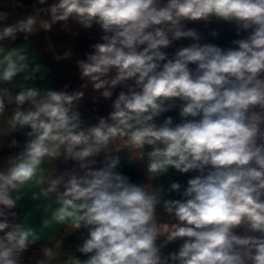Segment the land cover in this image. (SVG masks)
<instances>
[{"label":"clouds","instance_id":"obj_1","mask_svg":"<svg viewBox=\"0 0 264 264\" xmlns=\"http://www.w3.org/2000/svg\"><path fill=\"white\" fill-rule=\"evenodd\" d=\"M212 24L234 29L231 46L190 26ZM61 33L71 90L37 84V38ZM89 100L110 110L87 119ZM5 148L0 264H264V0H0ZM173 171L194 175L165 187Z\"/></svg>","mask_w":264,"mask_h":264},{"label":"crops","instance_id":"obj_2","mask_svg":"<svg viewBox=\"0 0 264 264\" xmlns=\"http://www.w3.org/2000/svg\"><path fill=\"white\" fill-rule=\"evenodd\" d=\"M29 0H25V3H28ZM191 27H197L200 31H202L207 38L208 42L216 43L218 46L221 47H229L231 46V41L236 37L234 29L226 24H212L205 28L203 25H190ZM212 30H216L220 33L218 38H212L208 33ZM100 32L98 28H93L87 34L81 35L78 39L75 40V52L78 58H83L84 54L90 51V45L92 43L98 42ZM38 43L36 45L37 50L41 53L40 61L47 65L50 69L45 81L37 82L38 86L41 87H51L54 90H59L63 87L65 83H68L71 86L78 79V70L69 62L67 61H56L53 59L52 55L53 52H58L62 46V43H66L68 41V37L66 34L61 33L59 36H52L51 39L45 37L44 34H41L38 38ZM189 41H178L174 45L173 48L169 49V53L173 52L176 47L181 45H187ZM119 89H117V92ZM111 101H96L95 103L89 100L82 108V113L85 118L87 119H94L100 115H106L107 112L110 110L109 105ZM165 115H172L175 120L178 121L179 117L176 111L171 113H166ZM163 119V117L161 118ZM15 138L20 141L21 143L25 139L22 133L14 134ZM10 139V138H9ZM18 149L9 150L5 148L4 150L0 151V158L6 157L11 152L17 151ZM124 174L128 175L133 182H140L143 179L142 169L139 168L137 165H129L127 163L126 158L122 161V167L119 169ZM194 175V173L189 174H179L170 172L169 177L165 181V187H167L168 183L170 182H180L182 185L187 184V180ZM174 198H178L175 197ZM23 205L22 207L18 208V212L22 216L25 211H27L31 205L27 204L26 202H21ZM81 240L79 239V233L75 235H71L67 237L64 241L65 248L74 249ZM178 245L173 244L170 245L166 252L168 251H175ZM29 256L32 255L30 252ZM79 255V254H77Z\"/></svg>","mask_w":264,"mask_h":264}]
</instances>
